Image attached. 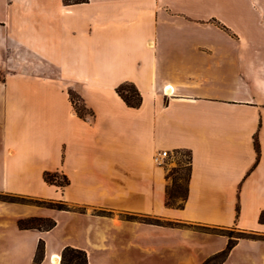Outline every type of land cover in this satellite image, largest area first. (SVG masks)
<instances>
[{"label":"crops","instance_id":"crops-1","mask_svg":"<svg viewBox=\"0 0 264 264\" xmlns=\"http://www.w3.org/2000/svg\"><path fill=\"white\" fill-rule=\"evenodd\" d=\"M0 27L13 53L0 83V193L69 206L0 201V264H33L40 240V264L66 246L88 264H201L228 242L139 215L254 232L217 264H264V0H0ZM124 82L139 107L117 93ZM70 91L93 117L77 115ZM185 154L187 199L169 207L168 171ZM47 171L69 185L47 183ZM32 216L56 225L21 229Z\"/></svg>","mask_w":264,"mask_h":264},{"label":"trees","instance_id":"trees-1","mask_svg":"<svg viewBox=\"0 0 264 264\" xmlns=\"http://www.w3.org/2000/svg\"><path fill=\"white\" fill-rule=\"evenodd\" d=\"M89 0H63V3L65 5L70 4H77V3H84L88 2ZM117 93L119 96L123 99V101L127 104L129 107L137 108L142 103V95L140 91L137 89V87L132 82H124L117 86L116 88ZM71 92V91H70ZM70 94L71 101L73 103L74 109L79 117L82 118H90L94 116V112L86 107L84 104V107L82 109H79L74 102V99ZM44 179L47 183L53 184L59 187H65L69 185L70 180L65 174H62L58 171L55 172H45L44 173ZM187 192V189H186ZM1 195V194H0ZM176 197L174 194L169 192V188L167 190V200L166 205L169 207L174 208H182L184 206V203L187 199V194L183 197V203L182 204H175L171 202L172 198ZM46 207L48 208H54L58 210H69L67 204L64 202H54V201H46ZM260 223L264 224V210L261 212L259 217ZM143 222L145 223H151L156 225H167L163 223L161 220H149V219H143ZM18 225L21 229H38V230H50L56 225V221L54 219L48 218V217H29V218H22L19 219ZM171 225V224H168ZM261 236L257 235L254 232H242L240 236H238L236 239H229L227 242L226 247L208 257L203 263L201 264H217L222 263L226 260L229 252L234 247L236 242L239 239L243 238H249V239H258ZM45 252V244L43 240L39 241L36 255L33 261V264H40ZM61 264H88V255L85 250L66 246L61 254Z\"/></svg>","mask_w":264,"mask_h":264},{"label":"rangeland","instance_id":"rangeland-1","mask_svg":"<svg viewBox=\"0 0 264 264\" xmlns=\"http://www.w3.org/2000/svg\"><path fill=\"white\" fill-rule=\"evenodd\" d=\"M8 36L7 30L4 27H0V83L5 80V73L9 70V65L12 63L11 57L13 55L12 46L10 44L5 43L6 37ZM19 63L23 64V61H19ZM75 105L82 109L84 107V103L82 99L79 97V95L75 91L70 92ZM185 153V152H184ZM182 166L181 167H173L169 169L168 174L171 177V184L169 186V192L174 194L176 197H173L171 202L175 204H182L183 203V197L186 195V185H187V175H188V161H189V155L185 154L182 156ZM0 201L9 202V203H16L19 205H23L25 208L29 209H35L40 207H46V201L48 200H42L37 199L34 197L24 196V195H15V194H6V193H0ZM54 202H60V201H54ZM69 208V206H68ZM37 217V216H32ZM143 219H149V220H158L159 218L155 216H143L139 215V222H143ZM163 223L167 224V226H174L182 229H189V230H196L200 232L205 233H215V234H221L229 239H236L238 236L242 234V230L238 229L237 227H229V228H213V227H207V226H199V225H192V224H185L181 222H168L163 219H159ZM171 224V225H168Z\"/></svg>","mask_w":264,"mask_h":264},{"label":"built area","instance_id":"built-area-1","mask_svg":"<svg viewBox=\"0 0 264 264\" xmlns=\"http://www.w3.org/2000/svg\"><path fill=\"white\" fill-rule=\"evenodd\" d=\"M168 156H169V151L167 150L161 151L159 156L156 157V161L158 163H162L163 159L167 158Z\"/></svg>","mask_w":264,"mask_h":264},{"label":"bare ground","instance_id":"bare-ground-1","mask_svg":"<svg viewBox=\"0 0 264 264\" xmlns=\"http://www.w3.org/2000/svg\"><path fill=\"white\" fill-rule=\"evenodd\" d=\"M166 92H168V88H166ZM60 261H61V257H60L59 254H53V255H52V262H53L54 264H59Z\"/></svg>","mask_w":264,"mask_h":264}]
</instances>
